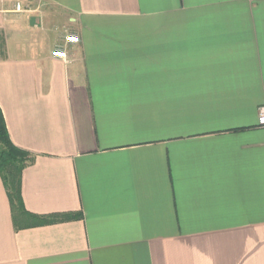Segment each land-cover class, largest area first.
<instances>
[{
  "label": "crops",
  "instance_id": "0c3cea01",
  "mask_svg": "<svg viewBox=\"0 0 264 264\" xmlns=\"http://www.w3.org/2000/svg\"><path fill=\"white\" fill-rule=\"evenodd\" d=\"M0 52L23 206L81 215L0 174V264H264V0H0Z\"/></svg>",
  "mask_w": 264,
  "mask_h": 264
},
{
  "label": "trees",
  "instance_id": "16d2710c",
  "mask_svg": "<svg viewBox=\"0 0 264 264\" xmlns=\"http://www.w3.org/2000/svg\"><path fill=\"white\" fill-rule=\"evenodd\" d=\"M32 161L33 157L30 155L29 151L18 147L12 141L3 112L0 108V174L7 187L15 214L18 213L23 218L32 219V225L47 224L64 219L80 218L81 215L79 213L39 216L25 210L20 193V177L24 167Z\"/></svg>",
  "mask_w": 264,
  "mask_h": 264
},
{
  "label": "built area",
  "instance_id": "2783aa9c",
  "mask_svg": "<svg viewBox=\"0 0 264 264\" xmlns=\"http://www.w3.org/2000/svg\"><path fill=\"white\" fill-rule=\"evenodd\" d=\"M30 10V7L28 5H24L21 1H17L15 4V9L14 11L16 12H23V11H27ZM67 39L69 41H77L78 40V36L76 35H69L67 37ZM52 54L56 57H60L62 59H67V51L65 49H56L52 52ZM258 124L260 126H264V105H262L259 108V117H258Z\"/></svg>",
  "mask_w": 264,
  "mask_h": 264
},
{
  "label": "rangeland",
  "instance_id": "374dc122",
  "mask_svg": "<svg viewBox=\"0 0 264 264\" xmlns=\"http://www.w3.org/2000/svg\"><path fill=\"white\" fill-rule=\"evenodd\" d=\"M1 53V52H0Z\"/></svg>",
  "mask_w": 264,
  "mask_h": 264
}]
</instances>
